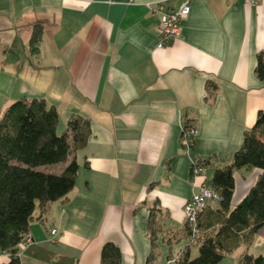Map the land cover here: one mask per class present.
<instances>
[{
    "label": "crops",
    "instance_id": "crops-1",
    "mask_svg": "<svg viewBox=\"0 0 264 264\" xmlns=\"http://www.w3.org/2000/svg\"><path fill=\"white\" fill-rule=\"evenodd\" d=\"M181 1L0 0V114L14 101L44 98L56 107L61 132L71 115L89 121L74 187L44 212L36 205L30 249L75 264H98L103 243L116 245L119 264H179L172 261L178 251L197 255L182 220L183 203L197 191L189 164L203 162L208 180L264 109V80L253 73L264 54V0H189L179 39L155 51L152 9ZM38 23L42 39L32 53ZM184 122L197 131L186 149L178 142ZM232 174L230 205L260 172ZM216 208L206 201L202 233L214 228L203 213ZM245 252L264 255V224L218 264H236ZM24 254L23 264H55ZM9 259L0 253V264Z\"/></svg>",
    "mask_w": 264,
    "mask_h": 264
},
{
    "label": "trees",
    "instance_id": "trees-1",
    "mask_svg": "<svg viewBox=\"0 0 264 264\" xmlns=\"http://www.w3.org/2000/svg\"><path fill=\"white\" fill-rule=\"evenodd\" d=\"M33 27L29 49L37 53L43 27L40 23ZM255 62L253 73L258 80H264L262 52L256 55ZM58 122L56 107L44 98L14 101L0 114V253L9 255L7 264H23L24 252L43 260L50 258L55 264H75L72 259L53 252L30 249L33 242L22 253L18 249L29 234L27 226L34 218L36 205L44 212L52 202L66 199L76 181L75 153L85 144L89 121L71 115L61 133H58ZM58 165H63L59 172L47 170ZM241 168H256L260 174L242 199L230 205L234 189L232 172ZM207 181L219 196L217 208L203 213L205 226L214 228L209 233L199 230L198 217L203 209L196 218L197 234L192 236L184 223V231L193 238L197 255L188 258L182 251L179 264H218L225 254L248 241L264 224V109L256 112L254 122L243 132L240 146L229 164L213 170ZM150 214L147 218L149 243L153 245L155 233ZM101 246L98 264H119L121 256L116 245L103 243ZM236 264H264V255L252 256L245 252Z\"/></svg>",
    "mask_w": 264,
    "mask_h": 264
},
{
    "label": "built area",
    "instance_id": "built-area-1",
    "mask_svg": "<svg viewBox=\"0 0 264 264\" xmlns=\"http://www.w3.org/2000/svg\"><path fill=\"white\" fill-rule=\"evenodd\" d=\"M255 0H245L247 3H253ZM189 0H182L177 8H163L162 2H157L155 9H152L149 3H146L148 9H152L157 14V26L155 33L157 37L155 51L161 50L171 45L180 37L181 20H183L189 13L188 10ZM181 135L179 137V143L182 149H186L192 145L193 138L196 134V129L191 124L184 122L181 129ZM189 176L193 186H197V191L191 193L189 199H187L182 205V220L189 227L192 236L197 234L196 230V218L198 212L204 209L206 201L209 199L219 200V196L215 194L212 188L208 185L206 179V167L200 161L190 162ZM56 230L51 231V236L55 235ZM53 241V239H52ZM33 239L28 234L25 240L18 245L19 253L25 251L28 244L32 243ZM182 251H178V254L172 258V261L180 259Z\"/></svg>",
    "mask_w": 264,
    "mask_h": 264
},
{
    "label": "rangeland",
    "instance_id": "rangeland-1",
    "mask_svg": "<svg viewBox=\"0 0 264 264\" xmlns=\"http://www.w3.org/2000/svg\"><path fill=\"white\" fill-rule=\"evenodd\" d=\"M63 129H65L64 127H63ZM61 132V130H58V133H60ZM59 166H61V165H59ZM192 240H193V238H191ZM251 250H253V249H251ZM178 253H176V255H177ZM228 257H230V256H228ZM176 262H178V259L176 260Z\"/></svg>",
    "mask_w": 264,
    "mask_h": 264
}]
</instances>
